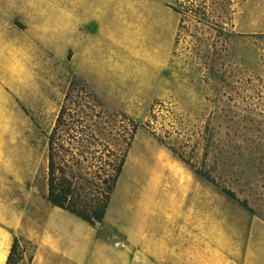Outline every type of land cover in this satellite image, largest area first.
<instances>
[{
	"label": "rangeland",
	"instance_id": "obj_1",
	"mask_svg": "<svg viewBox=\"0 0 264 264\" xmlns=\"http://www.w3.org/2000/svg\"><path fill=\"white\" fill-rule=\"evenodd\" d=\"M75 77L102 104V139L126 150L115 218L130 227L151 199L147 238L179 260L192 248L199 264H264V0H0L4 219L24 182L46 191L43 133Z\"/></svg>",
	"mask_w": 264,
	"mask_h": 264
},
{
	"label": "trees",
	"instance_id": "obj_2",
	"mask_svg": "<svg viewBox=\"0 0 264 264\" xmlns=\"http://www.w3.org/2000/svg\"><path fill=\"white\" fill-rule=\"evenodd\" d=\"M182 28L183 21L179 34ZM103 113L102 104L75 77L68 85L54 125L43 133L47 141V172L42 197L90 226L103 221L126 158V150L112 148L102 139ZM146 126L150 127V120ZM167 147L196 174L248 207L245 200L219 182L205 166L190 161L174 147ZM34 250L33 243L14 234L5 264H19L25 256L31 262Z\"/></svg>",
	"mask_w": 264,
	"mask_h": 264
},
{
	"label": "crops",
	"instance_id": "obj_3",
	"mask_svg": "<svg viewBox=\"0 0 264 264\" xmlns=\"http://www.w3.org/2000/svg\"><path fill=\"white\" fill-rule=\"evenodd\" d=\"M75 75L84 78L77 70ZM22 191H26L27 196L20 204L19 216L14 220L0 216V264H5L14 234L35 245L31 262L25 256L19 264H199L192 248L179 260L173 247H167L156 238H147L151 199L149 203L144 197L137 199L136 206L143 208V217L130 227L124 219L115 218L111 208H107L100 224L90 226L51 205L42 196H35L26 182L15 193L19 195ZM3 192L0 183V202ZM33 197L38 202L31 203L29 199Z\"/></svg>",
	"mask_w": 264,
	"mask_h": 264
}]
</instances>
